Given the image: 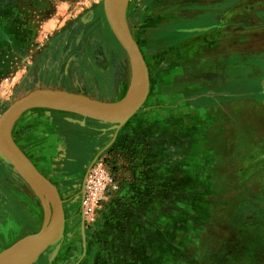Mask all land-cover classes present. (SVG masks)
Instances as JSON below:
<instances>
[{
  "label": "rangeland",
  "instance_id": "rangeland-1",
  "mask_svg": "<svg viewBox=\"0 0 264 264\" xmlns=\"http://www.w3.org/2000/svg\"><path fill=\"white\" fill-rule=\"evenodd\" d=\"M60 1H70L69 9L62 10L70 18L66 24L49 29L40 22L10 25L14 17L33 20L40 10L15 11L8 0L0 2V116L15 101L42 89L30 88L31 82L45 79L32 73L40 68L39 62L27 70L34 60L43 61L42 69L50 72L57 60L64 61L62 67L66 68L76 58L80 82L98 101L117 102L132 90L131 61L109 27L104 0ZM225 1L226 32H258L252 20L231 15L237 11L232 9L233 0ZM182 2L128 0V24L148 67L150 92L142 108L119 130L72 112L39 107L88 122L98 147L96 158L76 168L67 179L63 239L41 252L31 264H264V121L254 120L264 119V112L241 120L244 127L246 122L253 125L252 130L248 128L249 137L246 130L224 122L216 130L219 137L209 139L203 147L194 145L192 162L190 154L179 151L183 139L177 137L176 145L175 139H170L169 128L174 122L169 121V113L177 112L179 118L185 110L184 105L168 104V87L159 88L169 84V51L159 60L158 50L159 43L176 46L174 50L182 48L185 26L170 23L176 13L181 14L177 9ZM159 16L163 31L177 29L181 41L154 40L158 21L153 20ZM199 25H203L201 21L189 28ZM15 28L28 31L32 38L22 39L19 45L9 44L10 30ZM8 45L12 47L9 50ZM47 49L50 56L38 60L36 57L47 54ZM256 49L260 52V44ZM174 50L173 54L177 52ZM251 61L264 72V52L251 57ZM25 70L29 79L24 78ZM262 72L247 73L241 68L235 80L238 88L243 92H254L255 86L264 90V75L259 76ZM176 82L172 96L190 99L191 91L186 90L183 79ZM49 85L58 89L52 82ZM230 130L235 131L233 139L228 135ZM96 162L110 169L117 178L118 190L102 202L95 222L89 223L83 215L80 191ZM11 225L0 227V241L8 247L22 235Z\"/></svg>",
  "mask_w": 264,
  "mask_h": 264
},
{
  "label": "crops",
  "instance_id": "crops-1",
  "mask_svg": "<svg viewBox=\"0 0 264 264\" xmlns=\"http://www.w3.org/2000/svg\"><path fill=\"white\" fill-rule=\"evenodd\" d=\"M8 2L11 10L13 8L15 11L17 9L20 11L23 8L40 10V15L33 17V20L27 21L26 17H14L13 20L10 19V25L40 22L49 29L52 25L66 24L70 18L62 11L69 9L70 1L8 0ZM180 4L177 11L179 10L181 14L176 13L175 20H171L170 23L176 26H185L184 43L182 48L179 47V50H174L177 47L172 45L167 46L168 50H164L162 48L167 47L159 43V60L164 57L166 51H169V65L167 66L169 84L168 86L161 85L159 88H169L170 95L167 99L169 105H184L185 112L181 113L179 118L177 112L169 113V121L174 122L170 125L169 132L170 139H175V145L177 137L183 139L182 150L179 151L190 154L189 159L192 162L194 145L197 143H200L201 146L205 143L209 144V139L215 136L219 137L217 131L224 122L231 123L236 129L241 127L246 130L249 137L251 134L248 133V128L252 130L253 125L246 122L244 127L241 120L264 112V90L262 87L255 86L254 92L251 90L243 92L238 88V82L235 81L239 77L241 68H244L247 73L262 72L261 67H258L255 61L253 64L251 57H255L257 54L262 55L264 52V0H233L231 2L232 9L237 10L231 15H237L239 18L244 16L248 21L252 20L254 29L258 30V32L243 33L226 32L225 0H183ZM227 7L230 8L228 5ZM50 10L52 11L49 13ZM153 21V23L158 21V30L154 33L156 34L154 40L159 42L182 40L181 33H176L177 29H175L176 32L163 31L161 16L154 18ZM197 21H201L203 25L189 28ZM27 32L23 33L21 28L10 30L12 38H8V43L19 45L18 42L22 39L32 38L31 34ZM242 41L247 43L244 44ZM257 44H260V52H256ZM11 48V45H8L7 49ZM173 50L177 52L173 54ZM10 51L12 52V50ZM47 51H49L47 54L36 58L38 60L43 56L48 58L51 51L49 49ZM37 62L40 63V68L37 72L32 71V73L34 76L41 75L45 79L40 82H31L30 88L67 91L98 100L88 87L80 82L79 75L81 73L79 74L80 69L77 67L76 58L72 59L66 68L62 67L64 61L57 60L56 68L50 72L42 69V67L44 68L43 61L35 62L34 60L31 63L32 66L27 70L31 71ZM159 64L161 65L163 62ZM157 67H159L158 64ZM28 71L25 70L24 78L26 79H29ZM181 72L184 73L183 77L178 76ZM263 75L264 72L259 76ZM179 79H183L186 90L191 91L190 99H179L176 95L172 96L174 88L177 87L176 81ZM50 82L58 89L50 88ZM62 87L68 89H59ZM117 88L116 86L115 90ZM108 102L112 101L108 100ZM160 103L163 106L166 105L162 101ZM254 120L264 121L263 118L258 117H255ZM213 125L214 130L211 129ZM91 128L92 126L88 122L79 117L43 108H32L16 118L12 127V135L20 150L62 194L67 189V179L72 172L96 158L97 138L94 136L91 138V135L95 133ZM228 135L233 139L235 131L230 130ZM232 151L234 152V149ZM213 152L212 150L209 153L210 159H212ZM185 166H187V162H185ZM44 221V206L36 190L13 167L0 160V227H13L11 224H14L17 230L22 232L20 240L25 236L38 233L42 229ZM6 248L8 246L0 241V252Z\"/></svg>",
  "mask_w": 264,
  "mask_h": 264
},
{
  "label": "water",
  "instance_id": "water-1",
  "mask_svg": "<svg viewBox=\"0 0 264 264\" xmlns=\"http://www.w3.org/2000/svg\"><path fill=\"white\" fill-rule=\"evenodd\" d=\"M128 0H104V13L109 27L130 58L133 88L126 98L102 102L88 96L61 90L37 89L10 105L0 116V160L20 173L36 190L45 210L42 229L25 236L0 252V264H31L44 250L58 245L64 236L65 213L57 187L42 175L20 150L13 139L12 126L23 112L39 107L60 109L81 115L119 130L144 105L150 92L146 61L130 30L127 19Z\"/></svg>",
  "mask_w": 264,
  "mask_h": 264
},
{
  "label": "built area",
  "instance_id": "built-area-1",
  "mask_svg": "<svg viewBox=\"0 0 264 264\" xmlns=\"http://www.w3.org/2000/svg\"><path fill=\"white\" fill-rule=\"evenodd\" d=\"M118 190L117 178L103 162H96L88 171L84 181L82 198L83 215L87 222L93 223L99 206L107 197Z\"/></svg>",
  "mask_w": 264,
  "mask_h": 264
},
{
  "label": "flooded vegetation",
  "instance_id": "flooded-vegetation-1",
  "mask_svg": "<svg viewBox=\"0 0 264 264\" xmlns=\"http://www.w3.org/2000/svg\"><path fill=\"white\" fill-rule=\"evenodd\" d=\"M84 166H85V165H84ZM84 181H85V179L83 180V183H82V186H81V191H80V203L82 202V198H83V194H84ZM59 195H60V197H61V195H62L61 200H62V202H63V200H64V198H65L63 192H62V194L59 193ZM63 207H64V213H65V218H66L67 214H66V209H65V203L63 204ZM65 224H66V223H65Z\"/></svg>",
  "mask_w": 264,
  "mask_h": 264
},
{
  "label": "bare ground",
  "instance_id": "bare-ground-1",
  "mask_svg": "<svg viewBox=\"0 0 264 264\" xmlns=\"http://www.w3.org/2000/svg\"><path fill=\"white\" fill-rule=\"evenodd\" d=\"M58 106H60L59 108L63 110H71L70 107H67V106H61V105H58Z\"/></svg>",
  "mask_w": 264,
  "mask_h": 264
}]
</instances>
